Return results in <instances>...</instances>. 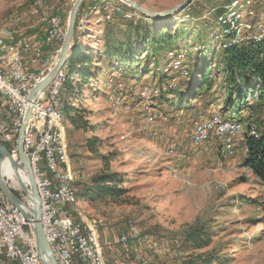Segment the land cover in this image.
<instances>
[{"label":"rangeland","instance_id":"rangeland-1","mask_svg":"<svg viewBox=\"0 0 264 264\" xmlns=\"http://www.w3.org/2000/svg\"><path fill=\"white\" fill-rule=\"evenodd\" d=\"M133 1L150 12H162L183 0ZM232 1L193 0L183 10L158 19L148 18L120 0H83L78 9L72 46H80L84 54L92 56L93 77L72 97H65L63 84L58 128L69 157L65 168L75 175L69 185L76 200V205L67 208L74 207V211L77 207L87 220L104 223L97 232L98 248L101 245L114 258H118L116 240L126 234L156 264H202L198 256L208 252L226 260L224 264H264V186L243 167L245 140L241 137L236 142L232 155L218 149L213 138L201 146L192 145L197 121L214 114L229 119V113L222 112L228 84L220 62L228 24L241 15L238 22L258 27L264 13V0L251 2V17L244 12L249 4L247 8L239 0V12ZM75 2L46 0L37 15L27 16L19 24L9 18L28 11L30 1L0 0V34L9 27L40 37L48 16L59 18L66 31ZM102 2L112 6L108 19L103 17ZM93 6L98 7L94 14L89 12ZM222 15L226 28L218 22ZM157 31L176 36L178 49L156 54L147 51L142 41ZM240 38L241 42L247 40L242 34ZM51 49H44L41 63ZM195 58L206 59L202 63L210 83L207 87H201L193 71L189 75L171 73L180 70L182 63L188 66L183 69L190 70ZM65 71L70 76L67 67ZM190 75L196 80L189 89L198 95L193 108L183 109L177 105L175 93L184 89ZM71 78L76 84L77 76ZM239 88L233 91V98H239L244 89L249 105L231 114L229 120L240 122L243 128L253 126L259 133L264 129V99L256 100L257 95L246 92L245 84ZM169 90L175 93L169 95ZM66 108L87 110L84 119L88 126H71ZM91 136L99 139L102 161L88 153L85 141ZM5 165L4 179L18 197V179L27 184V177L23 170L16 174ZM106 168L123 178L119 188L124 193L114 198L85 196L82 191L91 177ZM75 218L80 219L76 213ZM194 224L210 230L209 247L197 250L185 240L183 232Z\"/></svg>","mask_w":264,"mask_h":264},{"label":"built area","instance_id":"built-area-1","mask_svg":"<svg viewBox=\"0 0 264 264\" xmlns=\"http://www.w3.org/2000/svg\"><path fill=\"white\" fill-rule=\"evenodd\" d=\"M45 3L31 1L29 10L22 11L21 16L37 15ZM104 10L108 13L112 11L106 4ZM44 21L42 43L52 49L35 71L28 70L25 65L27 54L37 48L34 38L19 30L9 29V33L0 34V143L14 159H17L18 131L30 103L28 96L53 68L65 36V31H60L59 18L48 16ZM57 83L58 74L36 94L25 124L23 150L29 159L40 198L39 221L54 260L57 264H90L91 233H86L81 219H75L72 209L67 208L72 206V202L63 187V180L73 181L75 175L66 170L65 160H69L67 146L60 145L56 122ZM220 133L235 132L232 128L203 126V133L195 136L209 140L211 134ZM225 152L232 155L235 149ZM17 190L18 198L23 202L20 207L13 205L0 189V264H43L37 251L32 223L24 214L31 216L29 208L32 203L22 190ZM100 228L97 227L98 230ZM116 243L118 262L106 261L103 252H99L101 264H123L121 247H130L135 261H141L137 243L126 234L118 236Z\"/></svg>","mask_w":264,"mask_h":264},{"label":"trees","instance_id":"trees-1","mask_svg":"<svg viewBox=\"0 0 264 264\" xmlns=\"http://www.w3.org/2000/svg\"><path fill=\"white\" fill-rule=\"evenodd\" d=\"M219 13L220 11L216 13V17ZM222 17L223 15L219 17L218 22L226 28V23L224 24L222 22ZM233 36L234 34H230L229 29V32H226L224 35V40L226 41L227 39H231ZM142 42L146 50H149L154 54L159 53L161 50L166 52L178 49L176 36L171 35L168 32H152L151 34H148L146 40H143ZM114 50L115 52L120 51V49ZM224 51L225 52L220 62L225 68V80L228 84V90L227 98L223 104L224 110L222 112L224 115L229 113L228 118L230 119L233 118L231 114H234L237 110H242L249 105V103L245 100V94L247 93H245L244 89L240 92L241 96L239 98H233V91H240L239 85L241 86V84H245V90L248 93L256 91V100L264 99V39L253 38L238 44L225 42ZM204 60L206 59L195 58L194 64L190 70L186 69L188 68L186 63H182V66L180 65L181 67L179 68L180 70H171V73L182 75L185 72L184 75L187 73V75H189V73L193 71V74L196 73V75L199 76V83L201 84V87H207L210 83L207 79V73L203 71L202 62ZM92 62V56L84 54L80 46H75L73 48L71 56L68 60V65L66 63L67 73H69L70 76H67L65 71L66 77L63 81L65 97L74 96V94L77 93V91L79 92L80 89L88 83L89 79L93 77V73L91 72L93 65ZM183 66L186 68L183 69ZM72 75L77 76L76 84L72 83ZM170 78L171 77L165 80H169ZM195 80L194 75H190L185 84L182 85V87H184L182 91L175 93L172 90H169V95L175 93V97L179 99V103L177 105L180 108H193V101L196 99L198 94H194L189 87ZM167 88H170L168 87V84ZM86 114H89V112L85 109L66 108L65 111L69 124L76 129L86 128L88 126L87 119H84ZM244 140L247 151L243 157V167L251 172L259 183L264 186V129L259 132L257 137L245 135L243 141ZM85 145L90 157L95 156L98 159H101V161L104 159V157L98 152L99 139L96 136L87 138ZM122 180L123 178L120 174L109 172L106 168L103 172L94 174L90 179V185L84 188L82 192L88 197H119L125 191L124 189L119 188L120 184L123 182ZM183 235L185 240L197 250L207 248L212 243V234L204 224H194L189 226L188 230L183 232ZM198 257L202 264H224L226 262V260L222 259L220 256L210 252L204 253ZM187 264H193V262L188 261Z\"/></svg>","mask_w":264,"mask_h":264},{"label":"bare ground","instance_id":"bare-ground-1","mask_svg":"<svg viewBox=\"0 0 264 264\" xmlns=\"http://www.w3.org/2000/svg\"><path fill=\"white\" fill-rule=\"evenodd\" d=\"M29 1L31 2L33 0H29ZM40 1L41 2H46V0H40ZM253 1L254 0H244L245 6H246V4H249V8L246 6L248 9L244 11L245 14L249 15V17H251L253 15V10H252V7H251V2L253 3ZM102 4H106L109 7V9H112V6L110 5V3L102 2ZM231 4L234 5L233 9H237V11H239V12L241 11L239 9L240 8V1L239 0H234V1L231 2ZM96 5H98V4L96 3ZM44 6L45 5H42V8ZM96 7L97 6H93V8L90 9L89 12L94 14V12L96 10ZM232 11H233L234 15L237 14L234 10H232ZM111 12L112 11H109V13H108V11L104 10L103 17L105 19H108L110 17V15H111ZM25 17H27V16H21V13L12 14V16L9 18V21H14V22H19L20 21L21 22L23 19H25ZM55 18H57V17H55ZM243 18L244 17H242V19ZM252 18H249L250 21H251ZM239 19H241V15L238 16L237 18H233V20L231 21L230 24L227 23L228 24V28L230 29V34H234L233 38L227 39V42H230L232 44L240 43L241 40H242L240 38L241 34L247 39L246 41H248L250 39H253V38L264 39V13L262 14L261 23L259 24L258 27H257L256 24H255V26H250L249 22L248 23L238 22ZM247 27L250 30H247ZM60 31H64L61 28V26H60ZM3 33H9V27L7 29H5L3 31ZM178 61H179V59L175 60L174 63H177ZM65 67H66V63L57 72V74H58V83H57V91H56V105L58 106V112L56 113L57 127H58V122H59V119H60V116H61L60 106H61V96H62V84H63V81H64V79L66 77ZM155 92L157 93V91H155ZM250 94H251V96H255V92H250ZM203 126L220 127V128H232L234 130L235 133L211 134V139L212 138L215 139V142H216L215 144H217L218 149H220L221 151H228L229 149H234V147L236 145V142L241 137L243 139L245 134L249 135V136H254V137H257L259 135V133L257 132L256 128L253 127V126H248L247 128H243L241 123L236 121V120H234V119L233 120H229V119L223 118L220 115L214 114V115H211L210 117H208L207 119L203 120L202 122H198V123H196L194 125L193 134H192V145L195 146V147L201 146L204 143H207L209 140H211V139L203 140V136H195V134L203 133ZM245 129H246V131H245ZM58 131H59V128H58ZM60 145H63L61 137H60ZM246 151H247V149L244 146L243 149H242V152L246 153ZM5 164H7L9 166V168L13 171V169L9 165V162L7 160H5L1 164V174L3 176H4V171H5V168H6ZM13 172L16 173V174L18 173V171L17 172L13 171ZM70 174L73 175V173H71V172H70ZM70 182H71L70 180H63V187L67 191V198L69 200H71L72 203H74L76 201L75 200V195H74V189L69 185ZM74 204L76 205V203H74ZM74 211L77 214V216L81 219V226L86 228V233H91V246H92V249H89V262H90V264H101L100 255H99V252H98V243H97V239L98 238H97L96 234L98 232L97 227H99V226L104 227V223H102V222H91V221L87 220V218L82 216L83 214L79 211V209L77 207H76V209ZM74 211L72 210V216L75 218ZM137 246H138V249H140L141 261H135L134 255L131 254V248L130 247H121V255H122L123 264H132V262L135 263V264H156L155 262L151 261L146 256V252H144V250L141 248L139 243H137ZM108 262H118V259L115 260V261L113 260V261H108Z\"/></svg>","mask_w":264,"mask_h":264},{"label":"water","instance_id":"water-1","mask_svg":"<svg viewBox=\"0 0 264 264\" xmlns=\"http://www.w3.org/2000/svg\"><path fill=\"white\" fill-rule=\"evenodd\" d=\"M83 0H76L74 3L68 20L67 29L65 31L64 40L60 46L58 58L53 66V68L48 72V74L39 82L37 83L34 88L31 90L28 100L29 106L25 111V114L22 118L21 125L18 131L17 137V159L12 158L8 150L0 144V161L7 160L9 165L13 169V171L23 170V172L27 176V184H24L20 179H18V184L21 190L28 196L32 203V207L29 208L31 216L24 213L28 220L32 223L35 242L37 246V251L39 254L40 259L42 260L43 264H57L54 260L49 243L42 231L41 224L39 221V214H40V198L35 186L34 175L30 166V162L26 154L23 150V133L25 129L26 121L29 117L31 111V104L35 101L36 94L42 91L53 79V77L57 74V72L62 68V66L66 63L67 59L70 58L71 53L73 51L72 40L74 37V26L76 15L78 9L81 5ZM126 3L127 5L131 6L135 11L139 12L140 14L153 19L163 18L170 16L174 13H177L184 9L185 6L189 5V3L193 0H183L176 6L171 9L162 12H150L140 5H138L133 0H120ZM0 189L6 196V198L15 206L20 207L23 205V202L13 193V191L9 188L4 179V176L1 174V165H0Z\"/></svg>","mask_w":264,"mask_h":264},{"label":"crops","instance_id":"crops-1","mask_svg":"<svg viewBox=\"0 0 264 264\" xmlns=\"http://www.w3.org/2000/svg\"><path fill=\"white\" fill-rule=\"evenodd\" d=\"M34 41H35V45L37 48H35L34 50H32L31 52H29L26 56V60H25V65L26 68L30 71H34L38 68L39 64L41 63L42 60V55L44 53V49L46 50L48 47L50 48V46H45L42 43V36L40 37H33ZM241 140V139H240ZM243 141V140H242ZM244 142V141H243ZM243 144V143H242ZM245 146V145H244ZM243 148V147H242ZM104 233V232H103ZM97 238H98V233H97ZM99 242V240H98ZM104 243V242H103ZM100 244V243H99ZM98 252H103L104 257L106 258V261H115L118 258H114V256H111L110 253H108V251L106 252V250H102V247L100 245V247L98 248ZM100 255V254H99ZM114 258V259H113ZM112 259V260H111Z\"/></svg>","mask_w":264,"mask_h":264}]
</instances>
